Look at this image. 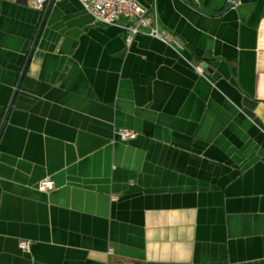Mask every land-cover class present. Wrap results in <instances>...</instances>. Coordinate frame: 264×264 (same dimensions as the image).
<instances>
[{"label": "crops", "instance_id": "0c3cea01", "mask_svg": "<svg viewBox=\"0 0 264 264\" xmlns=\"http://www.w3.org/2000/svg\"><path fill=\"white\" fill-rule=\"evenodd\" d=\"M141 2L0 0V264H264V0Z\"/></svg>", "mask_w": 264, "mask_h": 264}, {"label": "built area", "instance_id": "2783aa9c", "mask_svg": "<svg viewBox=\"0 0 264 264\" xmlns=\"http://www.w3.org/2000/svg\"><path fill=\"white\" fill-rule=\"evenodd\" d=\"M37 8H42L48 0H27ZM86 10L96 19L106 24H119L126 31V42L130 44L140 32H147L160 39L183 47L182 39L168 28L161 26L159 18L153 10L145 6L141 0H81ZM122 18L127 19L120 22ZM199 71H204V65H197ZM118 135L122 139L133 138L137 131L129 127H119ZM55 180L49 177L39 181L38 187L42 190L52 189ZM32 241L27 238L20 239V246L26 250L31 248Z\"/></svg>", "mask_w": 264, "mask_h": 264}, {"label": "water", "instance_id": "95a60500", "mask_svg": "<svg viewBox=\"0 0 264 264\" xmlns=\"http://www.w3.org/2000/svg\"><path fill=\"white\" fill-rule=\"evenodd\" d=\"M51 1L52 0H50V2ZM236 1L237 0H228L227 3H226V5L222 9H219V10H209V9H205V8L199 6L198 3H196L195 0H189L190 4L192 6L196 7L197 9H200L203 12H206V13H209V14H213V15H218V14H221V13L225 12L227 9H229L231 6H233ZM205 64L206 63H204V65Z\"/></svg>", "mask_w": 264, "mask_h": 264}]
</instances>
